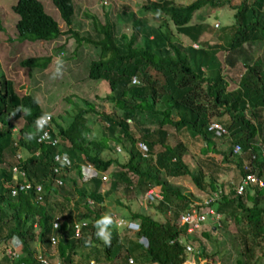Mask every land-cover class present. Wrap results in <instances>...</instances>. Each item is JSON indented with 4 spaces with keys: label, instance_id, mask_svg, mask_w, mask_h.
I'll return each instance as SVG.
<instances>
[{
    "label": "trees",
    "instance_id": "1",
    "mask_svg": "<svg viewBox=\"0 0 264 264\" xmlns=\"http://www.w3.org/2000/svg\"><path fill=\"white\" fill-rule=\"evenodd\" d=\"M50 1L65 25L64 30H60L39 0H16L11 7L18 17L14 25L16 39L52 41L64 32L76 45H92L98 54L87 65V77L106 82L107 92L102 97L95 95V98L111 103L116 110L97 111L95 103L82 99L84 106L74 105L66 125L54 124L56 134L66 145L62 141L57 146L36 142V139L29 141L26 134L35 132L34 121L44 112L31 95H18L12 82L0 75V244L3 247L9 245L13 236L20 242L16 257L9 259L3 255L0 264H40L34 255L39 250L46 259H52L51 254L47 255L48 249H55L60 264H75L73 256L80 248L88 252L97 248L96 255L90 254L98 264H104L101 259L105 264H128V257L137 263L182 264L187 254L184 244L178 240L180 235L185 236L186 243L198 244L199 249L196 255L193 254L195 262L212 264L202 245V239L209 241L211 229L202 230L199 238L192 233L185 234L184 228L175 225L178 213L189 209L192 201L179 190L170 188L161 173L168 177L187 176L194 188L202 193L201 198L220 189L219 198L210 203L219 215L216 222L220 223L226 216H232L234 221L243 219L244 228H238L234 236L244 261L238 264H259L260 259H264V206L258 205L257 198L264 191V159L255 154L254 138L261 135L264 128L259 119V111L264 109V74L252 64L250 51L259 43L264 55V0H237L231 5L232 21L223 25L213 40L204 41L198 40L200 32L203 29L211 31L213 26L196 19L190 24L191 17L202 19L200 10L224 6L229 0H186L183 3L144 0L138 8L157 14L153 19H160L158 24L148 26L144 19L129 12L132 31L129 35L121 33L118 38L105 13L101 22L98 16L87 12L84 16L89 19L93 32L80 36L72 26L74 1ZM171 26L175 29L174 34H182L188 39L187 44L183 38L181 42L172 34ZM140 38L142 46L137 44ZM56 49L63 50V47L59 44ZM219 52L222 58H219ZM50 60V55L33 56L20 60V64L44 69ZM237 64L246 72L237 78L236 87L227 89L225 70ZM132 76L139 80L137 85L129 83ZM21 105L31 109V115L17 113L14 116ZM248 110L254 121L246 116ZM89 113L100 118L108 138L104 134L99 138L93 136L86 122ZM214 116H226V120L219 121L226 128V135L217 137L207 130ZM151 123L153 127L150 128ZM165 125L172 126L180 135L173 145L166 143ZM215 138L227 140L226 151L215 149ZM109 139L122 147L124 158L100 157L102 150L110 149ZM138 141L145 144L148 156L141 155L136 147ZM194 141L204 145L198 148L202 157L196 159V169L191 170L184 156L188 145ZM261 142L264 143V137ZM235 143L240 147L239 153L232 152ZM60 150L67 153L70 165L53 173V155ZM210 152L221 154L220 163L208 156ZM84 160L100 171L114 164L117 166L109 172L108 189L101 192L99 178L80 182L78 186L75 178L69 176L75 172L79 177V164ZM222 164L232 165L237 178L254 173L263 186L248 185L242 194H236L234 184L238 180L225 186L217 182ZM244 166L249 169L244 170ZM55 178L62 184H56ZM25 180L41 184L39 200H36L33 188H19ZM151 186L158 187L161 199L147 202L145 207L150 205L158 210L162 220L125 207L128 211L126 219L137 220L139 224L134 237H127L129 231L125 230L121 237L117 227L111 229V246L95 237L94 223L102 216L98 205L105 196L117 187L125 192L144 193ZM66 187L72 188L73 192ZM223 187L227 188L225 192ZM13 188L16 190L14 195L11 194ZM88 199L93 201L92 205L87 203ZM113 201L121 204L118 199ZM74 220L86 221L78 238L73 237ZM53 222H57L55 228ZM217 223L213 227L216 228ZM50 234L57 238L53 245ZM140 237L144 238L145 246L139 242ZM88 240L93 246H86Z\"/></svg>",
    "mask_w": 264,
    "mask_h": 264
},
{
    "label": "rangeland",
    "instance_id": "2",
    "mask_svg": "<svg viewBox=\"0 0 264 264\" xmlns=\"http://www.w3.org/2000/svg\"><path fill=\"white\" fill-rule=\"evenodd\" d=\"M39 1L41 2L45 12L57 22L60 30H63L65 25L60 19L58 12L54 11L55 7L51 1ZM72 1H74L75 6L72 16V26L80 36H88L93 32L89 19L84 16V12L98 16L101 22L104 19L105 13L107 19L113 24L116 38H118L121 33H125L126 35L131 33L132 27L130 24V11L132 12L133 16L137 17L138 19H144L148 26L157 25L158 21L160 20L153 19L155 16H157L155 13L140 11L138 8V4L140 2L138 0ZM101 1H106L107 3L102 4ZM175 1L183 3L186 0ZM236 2L237 0H229L227 4L217 8L202 7V9H204L199 11L202 19H199L198 17L191 19L190 24L195 23L196 20H200L203 24L207 22V24H210L213 27L217 25L219 27H212L211 31H206L203 28L209 29V27H205L204 25L206 24H204L202 28L203 30L200 32L198 40H213L215 34L220 32L218 30L221 29L223 25L232 21L233 9L231 8V5L235 4ZM13 4H15V0H0V23L3 27V30H0V51L2 54H0V60L3 65L5 78L12 81L14 91L18 95H22L24 93L35 95L40 101V105L42 107L44 106L47 111L51 112V115L57 120L60 119L61 121L59 120V122L62 124H65L67 120L69 122L70 115L74 110V105L82 107L84 106L82 99L95 103L97 105V111H115L116 109L111 103L95 98L96 96L102 97L104 96V93L107 92L108 89L106 82L104 80L94 81L87 77V65L90 60L97 58V49H95L92 45H76L73 38L64 32L60 34L58 38L52 41H18L15 37L16 32L13 28L15 23L14 21L17 19V15L11 12L12 10H10V6ZM62 35H65V37ZM186 43L187 40L185 41V44ZM59 44H61L63 47L64 56H61V58L64 60V68L62 77L54 79L52 77L56 69V59L59 52L58 49H56V46ZM48 54H51L53 60L46 69H29L22 67L19 64L20 60L26 57L45 56ZM250 54L253 57L252 64L259 68V70H261V72L264 74V55L261 45L259 43L254 44L251 47ZM218 56L219 58H222V53L219 52ZM225 72V76L227 77V89H231L236 87V80L240 74L246 71L245 69L241 68L240 64H237L235 67L225 70ZM246 116L250 120L254 121L250 110L246 112ZM259 116V119L264 124V109L259 111ZM87 119L88 120L86 122L89 123L88 126L93 136L95 134L97 138H99L104 134L107 137V132H105L103 129V123L101 120H99L100 118L96 117V115L93 113H89L87 115ZM211 120L223 121L226 120V116L222 118H217L214 116L211 118ZM21 122V119L18 120L19 124ZM149 127H153V123H151ZM164 128L167 131L166 143L168 145L175 144L180 138V135H178L170 125H166ZM182 131L184 134H187L185 129H182ZM89 137H91V134ZM263 137L264 128L262 130V134L254 138V143L256 145L264 144L261 142ZM214 140L215 149L217 151L222 152L227 150V140H220L216 138ZM194 142L195 143H192V145H188V150L184 156L185 161L190 164L189 168L191 170L196 169V159L199 156L202 157L198 148L204 145V143L201 141ZM108 144L110 149H106L101 153L102 158L107 159L110 157L120 159V157L124 158L126 156L125 153L122 152V147L118 143H114L112 139H109ZM115 146L120 147L121 151L116 152L114 150ZM122 154L123 156H121ZM208 156L220 163L221 154L210 152L208 153ZM116 167L117 166L114 164L111 165L107 170L111 171V169H115ZM107 173L108 172H106V176ZM218 174L217 182H222L224 186L239 179V177L237 178V171L232 165L225 166V164H222L221 170ZM70 175L75 178L77 185L80 184L81 181L78 177H76L75 172L69 173V176ZM161 178L166 181L170 188L179 190L188 199H190V201L201 198L200 195H202V193L194 188L187 176L168 177L161 173ZM109 181L110 176L108 175L107 180L104 181V184H102L101 188L104 190L108 189ZM66 189L69 192H73L72 188L70 187H66ZM251 193L252 189L250 191V194ZM142 198L143 193L141 192H137L135 190L134 193L125 192L121 187H117L116 190L111 191L107 196H105L103 202L98 205L100 209V215L107 213L113 215L116 220L118 218L123 220V218H126L128 212L125 207H128L129 209L132 208L140 212H145L157 220H162V216L159 214L158 210H155V208L151 207L150 205L145 207L147 202H144ZM113 199L120 200L121 204L115 203ZM257 203L260 206H264V191L262 196L257 198ZM215 223H217L215 219L208 221L206 229H211L209 230L210 239L209 241L207 239H202V245H204L205 251L209 255L212 264H238L239 262H244L243 258L239 255V245L237 239L234 237L238 232V228H244L243 219L234 221L232 216H226L220 223H217L216 228L213 227ZM119 232V235L123 237L124 232L122 231L121 227L119 228ZM130 234L125 235L129 238L134 237L135 235ZM196 236L200 238L199 235ZM13 238H15V236H13L12 239ZM98 245H100V243H98ZM191 246L194 247L193 252L194 255H196L197 249H199L198 244L191 242ZM96 249L97 248H91L89 252L87 249H84V251L81 248L78 249V253L73 256V261L75 264H82L88 261H93L94 264H98L93 258V255H96ZM54 251L55 249H48L47 252V255L51 254L52 259H56ZM90 253H93V255ZM3 255V245L0 244V259ZM190 257L191 255L187 254L183 264H199L195 261L192 263ZM101 261L104 264L106 263L105 260L103 261L101 259ZM259 264H264V259H260Z\"/></svg>",
    "mask_w": 264,
    "mask_h": 264
},
{
    "label": "built area",
    "instance_id": "3",
    "mask_svg": "<svg viewBox=\"0 0 264 264\" xmlns=\"http://www.w3.org/2000/svg\"><path fill=\"white\" fill-rule=\"evenodd\" d=\"M207 130L209 132H212L213 135L219 137V136H224L227 134L226 128L219 122V121H212L208 124ZM41 137L46 138V140H49V134L47 130L42 133ZM55 140H52L51 142H54ZM138 147L143 153L142 156H146L147 154L145 153V146L142 143H138ZM240 147L238 144H233L232 145V152L233 153H239ZM256 155H258L260 158L264 159V144H258L256 145ZM255 154L252 155V158L255 157ZM54 161L68 165L69 161L64 153L61 154H56L54 156ZM91 167L86 166L84 170H82V180H87L90 176H94V172L90 174H86L84 171L90 169ZM57 167L53 168V171H57ZM244 170H248L249 168L247 166L243 167ZM106 175L103 174L101 176V180H105ZM57 183L60 184V180H57ZM251 185V186H263V182L261 179H259L254 173H245L243 176H241L238 181L234 184V190L235 193L240 195L244 192V189L246 186ZM20 189H29L33 188L34 194L36 195V200H39L41 197L42 193V186L40 184H34L33 186L29 182H24L19 185ZM157 188V189H156ZM227 188L223 187V191L225 192ZM16 193V190L13 188L11 189V194L14 195ZM221 190L216 189L210 193L209 197L205 198H200L199 200H193L192 204L189 209L183 210L178 213L177 219L175 221V225L181 228L185 229V234H193V233H200L202 230L206 229L207 223L209 220L215 219V221L218 219L219 215L215 214L213 208L210 206V203L217 200L219 198ZM143 201L144 202H150L154 199H161V194L158 190V187L151 186L149 187L144 193H143ZM88 204H92V200H87ZM141 203V202H140ZM146 205V204H145ZM118 225L117 227H120L123 225V220L120 218L117 219ZM133 223H128V228L131 229L135 227L134 229H139L138 224H133ZM86 225V222L83 220L81 221H73V237L78 238L81 235V228ZM57 226V222L52 223V227L55 228ZM184 235H180L178 238L179 242L184 244V250L186 254H190L191 257V262L194 263V258H193V248L191 245L186 243L183 239ZM50 242L53 245L57 238L56 235L50 234ZM139 242H141L144 246L146 245V242L144 238L140 237ZM20 242L18 239L13 238V241L11 245H6L3 247V254L7 256L8 258L12 259L13 257H16L17 253V248L19 246ZM50 255V254H49ZM48 255V256H49ZM37 261L40 264H60L58 259H46L45 255L38 254L36 256ZM127 263L128 264H147V263H137L135 262L131 257L127 258ZM184 263V262H183ZM182 263V264H183ZM89 264H94L93 261H89Z\"/></svg>",
    "mask_w": 264,
    "mask_h": 264
},
{
    "label": "clouds",
    "instance_id": "4",
    "mask_svg": "<svg viewBox=\"0 0 264 264\" xmlns=\"http://www.w3.org/2000/svg\"><path fill=\"white\" fill-rule=\"evenodd\" d=\"M151 1V0H150ZM175 1V0H174ZM15 3H16V0H15ZM101 3L102 4H105V3H107L106 1H101ZM141 3V2H140ZM180 3H182V2H180ZM14 5V4H13ZM13 5H11L10 6V8L13 6ZM10 10H12V9H10ZM54 11H56L57 12V10L56 9H54ZM11 12H13V11H11ZM131 12V11H130ZM143 12V11H142ZM14 13V12H13ZM12 13V14H13ZM199 13V12H198ZM15 14V13H14ZM18 18V17H17ZM195 17L194 16H192L191 17V19H194ZM17 20V19H16ZM15 20V21H16ZM14 21V22H15ZM191 21V20H190ZM196 22V21H195ZM190 23V22H189ZM14 25H15V23H14ZM14 25H13V28H14V31H15V27H14ZM218 26V25H217ZM214 27H216V26H214ZM0 30H3V27H2V25H1V23H0ZM64 30V29H63ZM171 31H172V34H174V32H175V29L171 26ZM16 32V31H15ZM174 36L176 37V38H178L180 41H182V38H184V36L182 35V34H174ZM16 37V36H15ZM186 38V37H185ZM187 40V43H188V39H186ZM37 41H41V40H37ZM33 42H35V41H33ZM186 43V44H187ZM137 44L139 45V46H142V44H143V41H142V38H140V39H138V41H137ZM191 45L192 46H196L194 43H191ZM58 56H57V59H56V69H55V72L53 73V77L52 78H54V79H57V78H60V77H62V75H63V68H64V60L61 58V56H64V52H63V50H61V49H58ZM0 54H1V51H0ZM2 55V54H1ZM48 55H50L51 56V54H48ZM29 57H33V56H29ZM27 58V57H26ZM25 59V58H24ZM94 59H96V58H94ZM94 59H92V60H94ZM22 60V59H21ZM52 56H51V60H50V62L48 63V65L44 68V69H46L48 66H49V64L52 62ZM19 64H20V62H19ZM21 65V64H20ZM22 66V65H21ZM22 67H26V66H22ZM26 68H29V69H39V68H37V67H26ZM41 70H43V69H41ZM0 75H2L3 77H5V75H4V69H3V65H2V62H1V60H0ZM9 80V79H8ZM11 81V80H10ZM95 81V80H94ZM12 82V81H11ZM131 85H137L138 83H139V80L135 77V76H132L131 78H130V82H129ZM12 86H13V83H12ZM29 95H31V94H29ZM36 101H37V104L39 105V107L41 108V110L44 112L41 116H39V117H37L36 119H35V121H34V128H35V132H29V133H27L26 134V139L27 140H29V141H31V140H33V139H36V142H41V143H44V144H49V145H51V146H57L58 145V143L59 142H61L62 140L59 138V136L56 134V128H55V123L56 124H58V125H60V126H64V125H66V123H68V120L66 121V123L65 124H62L61 122H59V120H57L55 117H53L52 115H51V112H49V111H47L46 110V108H44V106L42 107L41 105H40V101L38 100V98L35 96V95H31ZM17 113H20V114H22V116H29V115H31V109H29V108H26V107H24L23 105H21V106H19L16 110H15V112L13 113V115L15 116ZM51 119H53V121L51 120ZM70 120V119H69ZM61 121V120H60ZM212 121H215V120H212ZM212 121H210V122H212ZM126 122L127 123H129L130 122V120L129 119H126ZM209 122V123H210ZM208 123V124H209ZM166 126V125H165ZM164 126V127H165ZM208 126V125H207ZM45 129L47 130V132H48V134H49V140L47 141L46 140V138H43V137H41V135H42V133L45 131ZM165 129V128H164ZM212 133V132H211ZM37 134V135H36ZM213 135V134H212ZM52 140H55L54 142H51ZM63 142V144L64 145H66V142H64V141H62ZM138 143H142L141 141H138L137 143H136V147L138 148V150L140 151V153H141V155L143 154L142 152H141V150L139 149V147H138ZM144 146H145V144L144 143H142ZM145 148H146V146H145ZM106 150V149H105ZM105 150H102V152H104ZM114 150L116 151V152H120L121 150H122V152L124 151L123 149H121L120 150V147H118V146H115L114 147ZM101 152V153H102ZM121 152V153H122ZM61 154V153H64L65 155H66V157H67V159H68V161H69V163H68V165H65V164H61V163H58V162H56V161H54V156L56 155V154ZM101 153H100V157H101ZM145 153L147 154L146 156H148V153H147V148H146V150H145ZM116 154H118V153H116ZM102 158V157H101ZM53 162H54V164H53V166H52V168H51V170H52V172L53 173H57L62 167H68L69 165H70V160H69V157H68V155H67V153L64 151V150H60V151H58V152H56L54 155H53ZM86 166H89V167H91L90 169H88V170H86V171H84L86 174H90V173H93L94 172V176H90L87 180H82V170H84L85 169V167ZM54 167H57L58 169H57V171L56 172H54L53 171V168ZM79 171H80V175H79V180L81 181V182H88L89 180H91L92 178H99L100 179V181H101V187H102V184H104V181H106L107 180V176L109 175V172L110 171H108V170H105V171H100V170H98L96 167H95V165H93L91 162H89V161H86V160H84V161H82L80 164H79ZM13 172H16V171H13ZM106 172H108L107 173V176H106V179L105 180H101V176L103 175V174H105L106 175ZM19 175H20V177L21 178H23V179H25L24 178V176H22L21 175V173H19ZM110 176V175H109ZM57 180H60L59 178H55L54 179V181L56 182V184H58L57 183ZM110 181H111V178H110ZM110 181H109V183H110ZM25 182H29V183H31L30 181H28V180H25ZM60 184H62V181L60 180ZM108 183V184H109ZM35 184H37V183H35ZM39 184V183H38ZM32 186L34 185V184H31ZM41 185V184H40ZM103 190L104 189H102L101 188V192H103ZM106 190V189H105ZM89 200V199H88ZM88 203V202H87ZM92 203H93V201H92ZM101 204V203H100ZM89 205H92V204H89ZM83 221V220H82ZM85 221V220H84ZM86 222V221H85ZM128 223H133V224H138V222H132L131 220H126V221H124L123 220V225L122 226H120L121 228H123V227H125L126 229H128V230H132V232L134 231V232H136V231H138L139 229H134L135 227H133V228H131V229H129L128 228ZM132 224V225H133ZM117 225H118V221L116 220V218L113 216V215H110V214H104V215H102L99 219H97L96 221H95V223H94V228H95V237L98 239V240H100L104 245H106V246H111V239H112V231H111V229H113L114 227H117ZM139 225V224H138ZM86 226V225H85ZM120 227H117V228H120ZM16 238V237H15ZM17 239V238H16ZM12 241H13V239L11 238L10 239V245H11V243H12ZM19 241V240H18ZM86 246H93L92 245V241L91 240H88V241H86ZM18 264H23V263H18Z\"/></svg>",
    "mask_w": 264,
    "mask_h": 264
},
{
    "label": "crops",
    "instance_id": "5",
    "mask_svg": "<svg viewBox=\"0 0 264 264\" xmlns=\"http://www.w3.org/2000/svg\"><path fill=\"white\" fill-rule=\"evenodd\" d=\"M139 2H143L144 0H138ZM185 41H186V39L187 38H183ZM123 220L124 221H126L127 219L126 218H123ZM132 222H135V221H137V220H131ZM122 230H125V231H129L128 233L130 234V233H132V234H134V231L132 232V230H128V229H126L125 227H123L122 228ZM194 235H199L200 236V234L199 233H193ZM185 238V236H183V239ZM18 247H20V244H19V246ZM38 254H40V252H39V250L37 251V253L34 255V257H35V259H36V256L38 255ZM36 261H37V259H36ZM195 261V260H194ZM38 262V261H37ZM39 263V262H38Z\"/></svg>",
    "mask_w": 264,
    "mask_h": 264
}]
</instances>
